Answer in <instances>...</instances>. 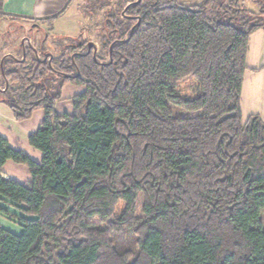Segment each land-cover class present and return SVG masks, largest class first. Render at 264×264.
<instances>
[{
  "label": "trees",
  "instance_id": "16d2710c",
  "mask_svg": "<svg viewBox=\"0 0 264 264\" xmlns=\"http://www.w3.org/2000/svg\"><path fill=\"white\" fill-rule=\"evenodd\" d=\"M242 5L119 0L103 18L102 51L69 47L53 62L59 76L29 55L0 66V99L16 119L45 111L29 138L41 163L0 136V201L24 215L13 219L20 235L0 225V264H264V120L245 122L242 109L250 40L264 23ZM47 73L61 78L55 92ZM188 79L195 90L183 96ZM67 83L86 91L74 114L58 115ZM8 161L32 182L6 178Z\"/></svg>",
  "mask_w": 264,
  "mask_h": 264
},
{
  "label": "rangeland",
  "instance_id": "374dc122",
  "mask_svg": "<svg viewBox=\"0 0 264 264\" xmlns=\"http://www.w3.org/2000/svg\"><path fill=\"white\" fill-rule=\"evenodd\" d=\"M119 0H101L100 2L105 5V8L99 11L96 14L92 12H88L87 9L91 6L90 0H71L69 6L67 7V15L71 16L73 19V23H75L72 30H68L65 25H55V30L47 20L37 22L39 25V30H34L32 33L29 32V29L32 28V21H19L18 19H1L0 18V59L2 56L11 54L13 58L3 59V64L7 66V68L11 65L15 67L16 59H22V50H21V41H24V36H29L30 41L35 48L40 47V45L44 42L43 38L45 34H48L49 39L45 43V50L49 51L53 54L56 59H69L72 53V49L69 47L76 46L81 42L93 43L96 47V51H102V42L107 31L104 30L103 18L108 15L111 11L116 10V3ZM203 0H177V2L184 6H195L202 3ZM227 4H229L233 0H223ZM242 6L246 8L247 12L251 15L256 16L254 22L263 24L264 23V0H241ZM257 14V15H256ZM35 22V21H34ZM22 27V29L20 28ZM11 33L12 40L4 39L3 35L7 32ZM67 34V35H65ZM72 34V35H71ZM19 38V39H18ZM7 40V41H6ZM28 46L27 42L25 43ZM94 51V47L92 49ZM30 58H34L33 54L29 51ZM105 60H108V57L105 56ZM1 62V61H0ZM262 63V61H261ZM1 66V65H0ZM3 68V67H2ZM48 81L52 82V88L54 92L56 89H59L61 85V78L55 77L50 73H47ZM251 76V75H250ZM8 84V83H7ZM2 76H0V98L3 96L1 92L4 88L8 87ZM70 85L71 83H67ZM65 84L62 88V97L65 98L63 101L64 104L68 103L67 98V90L68 86ZM74 87L80 89L85 92L86 88L84 86ZM194 83L192 80H186L183 84L180 85V93L183 96L192 95L194 92ZM82 92V93H83ZM262 90L256 93L258 99L253 97V92L249 91L246 88L242 97V109L244 115V121L246 122L251 115H259L264 120V99ZM65 95V96H63ZM83 95V94H82ZM262 96V98H261ZM61 97V98H62ZM172 112L174 116L183 115L184 112L178 108L172 107ZM143 205H144V195L140 194L137 201V212L136 217L139 219L144 218L143 214ZM7 208H12L7 205ZM125 210V203L120 202L114 212V215L111 221L116 220L118 216H120ZM22 213L19 211H14V214H11V218H9L12 222L14 220H18L21 217ZM14 219V220H13ZM263 229H264V213L261 216ZM19 221V220H18ZM120 236H114L116 240L120 241ZM121 245V244H119ZM135 249V248H134Z\"/></svg>",
  "mask_w": 264,
  "mask_h": 264
},
{
  "label": "crops",
  "instance_id": "0c3cea01",
  "mask_svg": "<svg viewBox=\"0 0 264 264\" xmlns=\"http://www.w3.org/2000/svg\"><path fill=\"white\" fill-rule=\"evenodd\" d=\"M70 1L71 0H0V18L11 20L18 19L22 22H44L61 11H64L69 6ZM71 18L69 14L67 15V11H65L62 17L54 21L52 25L53 29L55 30V25L58 24L60 26L65 25L68 30H72L75 23H73V19ZM247 65L248 71L244 81L242 97L245 89L247 88L249 91L250 88V91L253 92V97L256 99L260 97L259 95L256 96V93L262 90L261 93H263L264 99V30L257 31L251 37L247 55ZM67 86L66 100L68 103H63L65 100L63 97L57 101L56 112L58 115L74 114V98L85 93L81 91V88L78 89L74 87V84H67ZM44 120L45 111L43 109H38L33 112L29 119L19 121L16 119L12 109L0 99V136L5 138L13 149L23 151L37 163L42 162L44 155L40 150L30 145L29 138L40 129ZM3 173L6 178L15 180L23 185L32 182L30 170L23 164L8 161L3 167ZM7 205L12 208H7ZM0 207L11 214H14V211H18L11 203L4 200L0 201ZM27 219L32 218L27 217ZM0 225L17 235H20L23 231L19 223L15 221L12 222L8 217L2 214H0Z\"/></svg>",
  "mask_w": 264,
  "mask_h": 264
},
{
  "label": "flooded vegetation",
  "instance_id": "af4514ba",
  "mask_svg": "<svg viewBox=\"0 0 264 264\" xmlns=\"http://www.w3.org/2000/svg\"><path fill=\"white\" fill-rule=\"evenodd\" d=\"M30 22V21H29ZM32 28L29 29V32L32 33L34 30H39V25L37 22H34L32 21ZM24 41H21V50H22V56H23V59L26 60V56L29 55V51L32 52L33 56H34V59L38 62V63H47L49 68L51 69V71L56 75V76H59L60 72L56 71L54 65H53V62L56 60V57L51 54L49 51H46L45 50V43L48 41L49 39V36L48 34H45L44 35V38H43V43L40 45L39 49L38 48H35L33 46V44L31 43L30 41V37L29 36H24ZM27 42L28 46L25 45V43ZM89 50V49H87ZM6 57L7 58H13V55L11 54H7V55H4L1 57V63L3 61V59ZM16 63H19L21 60H15Z\"/></svg>",
  "mask_w": 264,
  "mask_h": 264
},
{
  "label": "water",
  "instance_id": "95a60500",
  "mask_svg": "<svg viewBox=\"0 0 264 264\" xmlns=\"http://www.w3.org/2000/svg\"><path fill=\"white\" fill-rule=\"evenodd\" d=\"M92 47H94V55H95V53H96V47L94 46V44L93 43H89L88 44V52H90L91 51V49H92ZM3 67V61H2V63H1V68ZM3 72V71H2Z\"/></svg>",
  "mask_w": 264,
  "mask_h": 264
}]
</instances>
